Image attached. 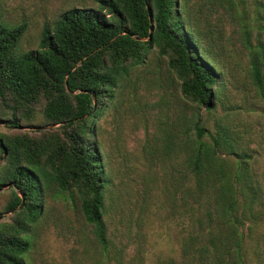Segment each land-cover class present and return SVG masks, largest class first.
I'll return each instance as SVG.
<instances>
[{
    "label": "trees",
    "instance_id": "obj_1",
    "mask_svg": "<svg viewBox=\"0 0 264 264\" xmlns=\"http://www.w3.org/2000/svg\"><path fill=\"white\" fill-rule=\"evenodd\" d=\"M192 1L97 0L96 9L73 8L46 24L40 48L28 52L19 48L27 24H9L0 9V127L8 131L0 135V191L11 193L0 212V219L9 214L0 222V264H26L47 224L50 194L79 209L90 228L84 252L96 264H144L134 223L113 222L122 205L98 124L153 54L167 59L182 105L170 109L148 140L147 154L162 171L152 183L166 194L172 220L188 222L189 230L180 257L161 264H251L243 229L263 193L230 114L216 118L212 130L201 113L236 108L223 101L224 30L215 38L209 19L205 32L199 30ZM196 1L212 14L234 4ZM251 38L247 32L243 41L244 79L264 101V40ZM40 119L43 127H23Z\"/></svg>",
    "mask_w": 264,
    "mask_h": 264
},
{
    "label": "rangeland",
    "instance_id": "obj_2",
    "mask_svg": "<svg viewBox=\"0 0 264 264\" xmlns=\"http://www.w3.org/2000/svg\"><path fill=\"white\" fill-rule=\"evenodd\" d=\"M230 7L219 13L206 11L200 2L193 0V16L199 30L205 32L206 20L210 30L223 28L226 52L220 54V69L228 82L223 95L234 111L221 105L214 113L201 108L209 126L214 120L228 115L241 133L242 147L252 155V168L262 189V201L257 205L253 220L243 229L251 264H264V101L256 98L255 92L244 79L248 58L243 47L244 36L251 33L254 44L264 40V0H234ZM218 6V5H217ZM73 8H97V0H0L4 20L13 26L27 24V31L19 46L22 52L40 48L42 31L46 24L52 26L65 12ZM202 11V12H201ZM205 22V23H204ZM174 74L167 68V59L151 55L148 63L141 66L118 96V105L99 122L100 141L104 150L109 173L113 178L117 196L122 206L113 222H133L139 231L137 248L142 252L144 264H161L170 258L178 259L181 239L187 235L188 222L172 220L169 204L162 187L152 183L157 174V164L147 154V145L152 134L162 124V118L170 109L181 107V94ZM23 124L27 130L43 127L42 119ZM5 125L0 135L7 133ZM154 135V134H153ZM151 145L153 141H151ZM1 163V162H0ZM160 177H157L159 181ZM161 180V179H160ZM151 192L150 199L145 194ZM11 199V193L0 191V212ZM47 222L26 257V264H96L92 255L85 254L83 236L90 232L79 209L70 198L49 195L46 201ZM123 209L124 211H121ZM0 222L7 221L9 214H2ZM121 228H123L121 226ZM136 249V248H135ZM134 249V250H135Z\"/></svg>",
    "mask_w": 264,
    "mask_h": 264
}]
</instances>
